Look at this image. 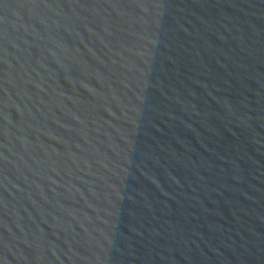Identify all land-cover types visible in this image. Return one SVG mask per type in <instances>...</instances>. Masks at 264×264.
Here are the masks:
<instances>
[{"label": "water", "instance_id": "obj_1", "mask_svg": "<svg viewBox=\"0 0 264 264\" xmlns=\"http://www.w3.org/2000/svg\"><path fill=\"white\" fill-rule=\"evenodd\" d=\"M0 264H264V0H0Z\"/></svg>", "mask_w": 264, "mask_h": 264}]
</instances>
